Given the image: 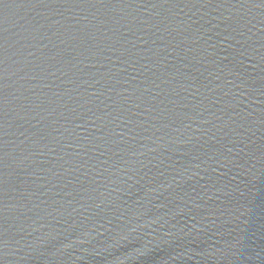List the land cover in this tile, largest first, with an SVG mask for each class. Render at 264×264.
<instances>
[{"label":"water","instance_id":"obj_1","mask_svg":"<svg viewBox=\"0 0 264 264\" xmlns=\"http://www.w3.org/2000/svg\"><path fill=\"white\" fill-rule=\"evenodd\" d=\"M0 264H264V0H0Z\"/></svg>","mask_w":264,"mask_h":264}]
</instances>
